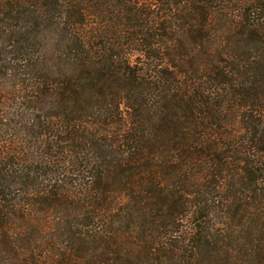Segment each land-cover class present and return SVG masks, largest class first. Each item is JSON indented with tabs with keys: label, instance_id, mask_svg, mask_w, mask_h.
Segmentation results:
<instances>
[{
	"label": "trees",
	"instance_id": "16d2710c",
	"mask_svg": "<svg viewBox=\"0 0 264 264\" xmlns=\"http://www.w3.org/2000/svg\"><path fill=\"white\" fill-rule=\"evenodd\" d=\"M0 264H264V0H0Z\"/></svg>",
	"mask_w": 264,
	"mask_h": 264
}]
</instances>
